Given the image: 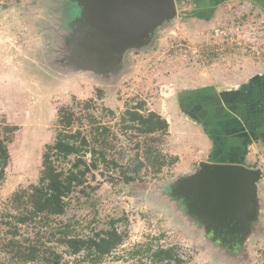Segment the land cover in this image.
<instances>
[{
  "label": "rangeland",
  "instance_id": "374dc122",
  "mask_svg": "<svg viewBox=\"0 0 264 264\" xmlns=\"http://www.w3.org/2000/svg\"><path fill=\"white\" fill-rule=\"evenodd\" d=\"M65 1L0 2V138L4 126L16 127L0 182V264H95L84 253L70 254L51 227L20 226L12 238L10 198L37 183L59 109L85 123L83 106L91 105L89 113L129 147L117 123L139 103L143 113L167 121L160 148L175 164L129 184L94 172L88 186L69 195L56 222L77 237L113 229L122 236L97 264L150 263L146 251L159 247H173L182 264H264V0H175L176 16L108 73L89 65L79 46L81 55L75 53ZM259 76L243 103L225 104L226 93L245 91ZM198 161L260 170L256 216L244 235L222 234L189 203L182 183Z\"/></svg>",
  "mask_w": 264,
  "mask_h": 264
},
{
  "label": "trees",
  "instance_id": "16d2710c",
  "mask_svg": "<svg viewBox=\"0 0 264 264\" xmlns=\"http://www.w3.org/2000/svg\"><path fill=\"white\" fill-rule=\"evenodd\" d=\"M260 80H263L261 76L252 78L245 91L226 93L224 99L231 100V103L226 101L225 104L235 106L243 103L244 98L253 90L254 82ZM98 97L101 99V94L98 93ZM83 107L86 113L82 119L85 123L80 122L81 117L69 109L58 110L55 141L45 146L37 183L19 189L10 198V209L15 213L9 215L13 221L9 234L15 239L20 226L39 228L42 231H48L47 228L51 227L52 231L58 232L57 242L70 254L84 253L86 259L97 264L103 256L121 244L122 236L114 229L91 237L72 235L67 225L61 221L56 222L65 213L69 195L77 188L88 186L89 175L95 178L94 172L106 174L110 182L129 184L139 181L143 174L157 176L166 166L174 165L177 159L168 157L160 148L168 135L167 121L154 112L143 113V103L127 108L118 119L119 135L128 139L132 144L129 147L119 146L116 132L101 123L102 117L97 118L89 113L91 105L85 104ZM103 111L110 117L114 116L110 110ZM75 124L78 125L77 129H74ZM15 131L16 127H3L5 136L0 138V182L9 161L8 144ZM122 160L125 162L122 163ZM113 173L117 174L116 178L111 177ZM149 251L152 252L151 262L142 264L183 263L173 247H159L155 251L148 249L146 252ZM31 255L27 253L22 256L33 261Z\"/></svg>",
  "mask_w": 264,
  "mask_h": 264
},
{
  "label": "water",
  "instance_id": "95a60500",
  "mask_svg": "<svg viewBox=\"0 0 264 264\" xmlns=\"http://www.w3.org/2000/svg\"><path fill=\"white\" fill-rule=\"evenodd\" d=\"M65 2L69 6L66 12L72 18L70 26L76 34L70 41L75 45V53H82L89 65L108 70L107 73L119 67L126 52L146 46L155 30L177 13L175 0ZM197 167L182 183L189 203L222 234L244 235L256 216L260 170L207 162H199Z\"/></svg>",
  "mask_w": 264,
  "mask_h": 264
},
{
  "label": "crops",
  "instance_id": "0c3cea01",
  "mask_svg": "<svg viewBox=\"0 0 264 264\" xmlns=\"http://www.w3.org/2000/svg\"><path fill=\"white\" fill-rule=\"evenodd\" d=\"M200 161H198V163H199Z\"/></svg>",
  "mask_w": 264,
  "mask_h": 264
}]
</instances>
